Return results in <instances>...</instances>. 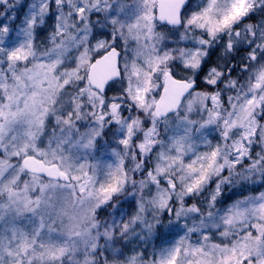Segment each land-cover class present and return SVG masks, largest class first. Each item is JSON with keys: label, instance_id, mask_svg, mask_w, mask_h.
Masks as SVG:
<instances>
[{"label": "snow or ice", "instance_id": "obj_1", "mask_svg": "<svg viewBox=\"0 0 264 264\" xmlns=\"http://www.w3.org/2000/svg\"><path fill=\"white\" fill-rule=\"evenodd\" d=\"M0 264H264V0H0Z\"/></svg>", "mask_w": 264, "mask_h": 264}, {"label": "rangeland", "instance_id": "obj_2", "mask_svg": "<svg viewBox=\"0 0 264 264\" xmlns=\"http://www.w3.org/2000/svg\"><path fill=\"white\" fill-rule=\"evenodd\" d=\"M128 3H131V0H127ZM260 15H254L249 22L255 23L260 19ZM242 54V53H241ZM124 208H129V204H124Z\"/></svg>", "mask_w": 264, "mask_h": 264}]
</instances>
